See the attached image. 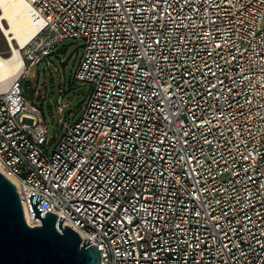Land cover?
<instances>
[{
  "label": "built area",
  "instance_id": "2783aa9c",
  "mask_svg": "<svg viewBox=\"0 0 264 264\" xmlns=\"http://www.w3.org/2000/svg\"><path fill=\"white\" fill-rule=\"evenodd\" d=\"M23 1L37 33L0 85V172L25 221L38 193L99 264H264V0ZM67 38L89 90L55 142L19 78Z\"/></svg>",
  "mask_w": 264,
  "mask_h": 264
},
{
  "label": "water",
  "instance_id": "95a60500",
  "mask_svg": "<svg viewBox=\"0 0 264 264\" xmlns=\"http://www.w3.org/2000/svg\"><path fill=\"white\" fill-rule=\"evenodd\" d=\"M43 198L38 193L27 197L32 219L41 224L31 227L14 184L0 172V264H99L101 253L89 238L82 241L51 212L42 217L38 204Z\"/></svg>",
  "mask_w": 264,
  "mask_h": 264
},
{
  "label": "rangeland",
  "instance_id": "374dc122",
  "mask_svg": "<svg viewBox=\"0 0 264 264\" xmlns=\"http://www.w3.org/2000/svg\"><path fill=\"white\" fill-rule=\"evenodd\" d=\"M82 42L70 38L64 39L52 51L44 56L41 63L30 66L29 72L19 78L24 94L28 100L36 103L44 115L50 135L57 139L64 132L62 121L74 122L81 115V105L85 104V94L89 87L73 80V74L81 57ZM0 54L8 56V47L0 33ZM25 66L27 65L24 59ZM62 94L67 106L60 114L56 111L58 92ZM53 147V144L51 145ZM51 147V148H52Z\"/></svg>",
  "mask_w": 264,
  "mask_h": 264
},
{
  "label": "bare ground",
  "instance_id": "6f19581e",
  "mask_svg": "<svg viewBox=\"0 0 264 264\" xmlns=\"http://www.w3.org/2000/svg\"><path fill=\"white\" fill-rule=\"evenodd\" d=\"M0 33L9 53L8 56L0 54V85L7 86L23 71L25 63L21 49L37 33L29 16V6L23 0H0ZM26 222L34 224L28 217Z\"/></svg>",
  "mask_w": 264,
  "mask_h": 264
}]
</instances>
